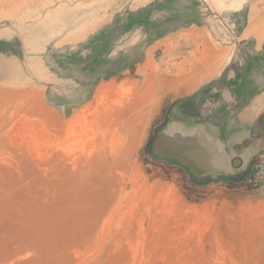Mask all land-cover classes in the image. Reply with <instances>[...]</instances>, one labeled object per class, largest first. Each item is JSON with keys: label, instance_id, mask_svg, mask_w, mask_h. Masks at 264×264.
Wrapping results in <instances>:
<instances>
[{"label": "rangeland", "instance_id": "obj_1", "mask_svg": "<svg viewBox=\"0 0 264 264\" xmlns=\"http://www.w3.org/2000/svg\"><path fill=\"white\" fill-rule=\"evenodd\" d=\"M0 264H264V0H0Z\"/></svg>", "mask_w": 264, "mask_h": 264}, {"label": "bare ground", "instance_id": "obj_2", "mask_svg": "<svg viewBox=\"0 0 264 264\" xmlns=\"http://www.w3.org/2000/svg\"><path fill=\"white\" fill-rule=\"evenodd\" d=\"M155 8L156 7H154L153 10ZM170 12H172L174 15L182 16L185 22H187L189 20L190 13H194L196 15L195 10L192 11L191 8H190V12H189V8H186L184 6H182V9H173V10L170 9L169 13ZM188 12H189V14H188ZM201 19L202 18H199V16H198L196 22L197 23H203L204 20L203 19L201 20ZM120 29H121L120 21H116L115 20L114 22H112L111 24H109L104 29V31L101 34L102 35L104 34V35H107V36H109V35L113 36L117 32V30H120ZM212 50H213L212 53L211 52H208V53H211L210 55H208V53H207L206 56H204L202 54L201 57L196 60V64H195L196 66H194V67L191 68V75H193L192 74V71H194L196 74H199V76L200 75L203 76V75H205L206 72H209V70H212L214 68V66L217 65V62L219 61V59H220L221 56L218 54V52H216V50H214V49H212ZM186 69H189V68H186ZM181 70H182V68H181ZM189 71H190V69H189ZM179 72H180V70H179ZM184 77H186V76H184ZM193 78H195V74H194V77ZM180 79H182V77ZM197 79H198V77H197ZM180 81L182 82V80H180ZM177 82H179V80H177ZM185 82H186V80H185ZM168 84H170V83H168Z\"/></svg>", "mask_w": 264, "mask_h": 264}]
</instances>
